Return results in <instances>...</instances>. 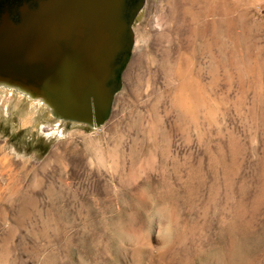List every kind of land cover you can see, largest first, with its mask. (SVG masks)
I'll use <instances>...</instances> for the list:
<instances>
[{
    "label": "rangeland",
    "instance_id": "374dc122",
    "mask_svg": "<svg viewBox=\"0 0 264 264\" xmlns=\"http://www.w3.org/2000/svg\"><path fill=\"white\" fill-rule=\"evenodd\" d=\"M109 120L0 89V264H264V0H146Z\"/></svg>",
    "mask_w": 264,
    "mask_h": 264
},
{
    "label": "water",
    "instance_id": "95a60500",
    "mask_svg": "<svg viewBox=\"0 0 264 264\" xmlns=\"http://www.w3.org/2000/svg\"><path fill=\"white\" fill-rule=\"evenodd\" d=\"M145 2L0 1V80L45 95L56 119L102 127L122 88Z\"/></svg>",
    "mask_w": 264,
    "mask_h": 264
},
{
    "label": "bare ground",
    "instance_id": "6f19581e",
    "mask_svg": "<svg viewBox=\"0 0 264 264\" xmlns=\"http://www.w3.org/2000/svg\"><path fill=\"white\" fill-rule=\"evenodd\" d=\"M1 88L15 90L27 98L44 103V105H46L50 110L52 116L56 119L55 115H57L58 113L57 108L54 105H52V103H50V101L45 95L40 94L39 92L33 89H29L17 84H11L10 82L4 80H0V89ZM57 119H59V121H63V118H57Z\"/></svg>",
    "mask_w": 264,
    "mask_h": 264
},
{
    "label": "flooded vegetation",
    "instance_id": "af4514ba",
    "mask_svg": "<svg viewBox=\"0 0 264 264\" xmlns=\"http://www.w3.org/2000/svg\"><path fill=\"white\" fill-rule=\"evenodd\" d=\"M1 4L7 5L9 7H18L21 6L23 4H33L34 0H0Z\"/></svg>",
    "mask_w": 264,
    "mask_h": 264
}]
</instances>
